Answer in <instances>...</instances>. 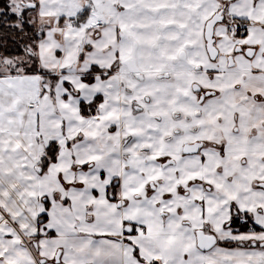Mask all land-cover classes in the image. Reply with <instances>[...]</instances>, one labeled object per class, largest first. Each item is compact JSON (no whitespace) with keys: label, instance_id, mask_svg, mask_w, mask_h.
Masks as SVG:
<instances>
[{"label":"snow or ice","instance_id":"6c2138e0","mask_svg":"<svg viewBox=\"0 0 264 264\" xmlns=\"http://www.w3.org/2000/svg\"><path fill=\"white\" fill-rule=\"evenodd\" d=\"M0 264H264V0H0Z\"/></svg>","mask_w":264,"mask_h":264}]
</instances>
